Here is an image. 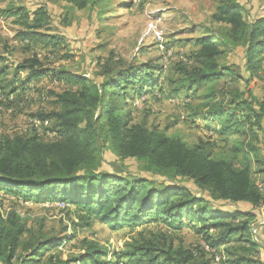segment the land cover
Listing matches in <instances>:
<instances>
[{
  "label": "trees",
  "instance_id": "obj_1",
  "mask_svg": "<svg viewBox=\"0 0 264 264\" xmlns=\"http://www.w3.org/2000/svg\"><path fill=\"white\" fill-rule=\"evenodd\" d=\"M48 1L65 2L78 10L91 3ZM0 14L15 17L24 27L18 33L22 41L53 47L62 42L43 31L50 22L46 8L31 14L25 8L10 7ZM212 19L225 25L224 29L214 38L195 40L197 50L189 58L192 66L180 63L175 68L179 78L170 94L195 99L185 103V122L218 133L226 144L224 155L214 156L215 142L192 146L123 113L130 98L153 93L159 86L163 66L119 70L96 84L67 70L45 68L35 56L16 67L8 83L12 87L9 95L41 79L78 87L46 91L55 109L41 110L32 119L48 126L32 127L24 136L0 137V192L23 202L75 208L81 214L72 222L76 232L94 223L116 232L159 225L176 232L188 229L215 251L227 247L232 257L229 264H264L257 257L262 248L254 233L264 206V192L256 182L257 175L264 177V98L256 106L248 100L228 105L217 102L214 88L233 74L220 63L223 47L244 45L247 69H261L264 17L248 21L237 2L223 1ZM4 61L0 58V63ZM22 73H28L24 82L20 81ZM7 74L5 66L0 68V76ZM207 85L209 92L197 95L196 89ZM43 127L50 128L56 139L44 140ZM99 143L122 160L141 162V174L100 170L96 164ZM241 204L251 210L239 208ZM45 232L43 227L33 228L14 210H0V264H199L194 252L182 242L175 246L164 233L133 243L129 252H113L114 262L108 260V249L93 241H84L76 258L63 260L54 252L70 244L76 233L59 238ZM236 249L242 253L235 254ZM44 255H48L45 261Z\"/></svg>",
  "mask_w": 264,
  "mask_h": 264
},
{
  "label": "rangeland",
  "instance_id": "obj_2",
  "mask_svg": "<svg viewBox=\"0 0 264 264\" xmlns=\"http://www.w3.org/2000/svg\"><path fill=\"white\" fill-rule=\"evenodd\" d=\"M223 1L237 2L248 21L264 17V0H91L85 10H78L60 1L0 0V13L10 7L25 8L31 14L40 7L46 8L50 22L43 31L62 40L56 47L22 41L18 33L24 27L15 17L0 14V58L5 60L0 63V68L5 66L8 72L7 78L0 76V137L24 136L32 127L40 130L43 125L48 126V123L32 119L41 110L50 112L55 109L53 98L46 96V91L61 92L78 87L44 79L20 85L17 94L9 95L12 87L8 83L16 67L32 57H38L45 68L67 70L96 84H102L119 70L150 64L164 67L157 81L159 86L153 93L130 98L129 103L122 108L123 113L128 112L134 122L145 120L149 127L182 138L192 146L215 142L216 148L212 152L216 158L221 157L227 148L218 133L185 122V103L192 104L195 99L185 94L172 96L170 92L179 78V71L175 68L180 63L192 66L189 58L197 50L195 40L210 36L214 38L224 29L225 25L212 19ZM222 50L224 53L220 63L225 68H231L233 74L227 75L214 86L218 91L217 102L230 105L235 101L248 100L256 106L264 98V62L260 70L251 72L246 66L244 45L223 47ZM19 76L20 81L24 82L28 73ZM209 90L210 85L199 86L196 93L201 95L202 91ZM49 129L43 127L41 131L46 141L56 139ZM260 136L262 144V134ZM96 164L103 171L123 170L128 174H141V162L122 160L102 143H99ZM253 164L258 170L257 164ZM263 179L256 176V182L264 192ZM239 208L251 210L249 205L244 204L239 205ZM0 210L3 213L16 211L33 228L43 227L50 236L65 238L76 233V238L70 244L65 241L68 245L54 252L59 253L63 260L76 258L82 253L83 242L93 241L108 249V260L114 262L113 252H129L133 243L143 238L151 239L153 234L160 233H164L169 241L174 240L175 246L182 242L183 246L196 254L199 264H229L232 259L227 247L215 251L201 236L188 229L176 232L159 225L145 230L124 229L116 232L108 226L94 223L76 232L72 222L81 214L75 208L66 209L62 204L23 202L1 192ZM260 212L257 226L261 230L256 236L264 242L263 207ZM262 251L260 249L257 257L264 261ZM234 253L240 255L242 252L236 249ZM47 258L48 255H44V261ZM124 262H128V259Z\"/></svg>",
  "mask_w": 264,
  "mask_h": 264
},
{
  "label": "crops",
  "instance_id": "obj_3",
  "mask_svg": "<svg viewBox=\"0 0 264 264\" xmlns=\"http://www.w3.org/2000/svg\"><path fill=\"white\" fill-rule=\"evenodd\" d=\"M41 80H44V79H41ZM37 81H39V80H37ZM263 210H264V206H263ZM262 211V210H261ZM258 230H261V229H259V227L258 226H256L255 228H254V231H256V233H258ZM257 235V234H256ZM257 241V240H256ZM263 244H260V242H258L259 244H260V246H261V248H262V250L264 251V242L262 241V240H260Z\"/></svg>",
  "mask_w": 264,
  "mask_h": 264
},
{
  "label": "water",
  "instance_id": "obj_4",
  "mask_svg": "<svg viewBox=\"0 0 264 264\" xmlns=\"http://www.w3.org/2000/svg\"><path fill=\"white\" fill-rule=\"evenodd\" d=\"M254 233L256 234V232H254ZM256 240H257L258 242H260V244H263L257 236H256ZM263 246H264V245H263Z\"/></svg>",
  "mask_w": 264,
  "mask_h": 264
},
{
  "label": "bare ground",
  "instance_id": "obj_5",
  "mask_svg": "<svg viewBox=\"0 0 264 264\" xmlns=\"http://www.w3.org/2000/svg\"><path fill=\"white\" fill-rule=\"evenodd\" d=\"M34 122V121H33ZM36 122H38V121H36Z\"/></svg>",
  "mask_w": 264,
  "mask_h": 264
}]
</instances>
